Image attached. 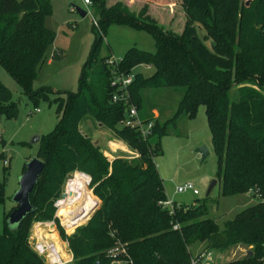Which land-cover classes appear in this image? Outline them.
Instances as JSON below:
<instances>
[{
	"label": "trees",
	"instance_id": "16d2710c",
	"mask_svg": "<svg viewBox=\"0 0 264 264\" xmlns=\"http://www.w3.org/2000/svg\"><path fill=\"white\" fill-rule=\"evenodd\" d=\"M148 1L181 6L187 15L183 31L164 29L146 15V9L137 12L122 0L113 4L109 0H92L101 34L95 31L79 91H59L51 100L57 105L60 118L56 128L39 141L36 156L45 167L31 193L37 210L15 229L8 224L15 207L5 211L0 264H46L30 242L31 227L35 221L55 220L61 235L67 237L55 218L54 203L73 171L91 177V186L101 200L91 219L67 237L73 264H109L107 251L118 243L126 245L134 264H190L189 245L197 241L207 242V249L246 244L252 247V255L229 264H262L264 0H249V4L248 0ZM192 11L198 13L195 24L190 23ZM53 13L51 0H0V65L35 102L50 100L53 93L50 87H34L56 40V32L46 25ZM113 23L146 29L155 37V52L132 47L118 62L124 73H131L142 64L155 69L149 76L135 72L127 89L140 117L155 120L148 139L135 129L119 126L127 106L123 101L115 102L113 96L126 90L112 84L110 56L99 58L106 29ZM199 25L205 29L204 39L198 34ZM206 40H211L210 46ZM167 89L180 90L182 94L174 115L163 121V110L148 101L147 95L150 90ZM174 91H169L170 97L176 94ZM202 105L218 160L222 194L253 192L262 198L226 221L223 228L214 218L207 217L208 198L187 207L174 203L173 212L162 204L168 196L155 161L162 153L161 137L175 128L181 117H195ZM154 110H158V116ZM15 113L11 91L0 80V114L11 118ZM87 120L113 129L115 136L137 151L139 157L110 161L82 132L81 125ZM25 169L26 164L23 172ZM7 179L5 170L0 180V203L5 202ZM35 216L38 219L32 223ZM175 225L179 228L175 229ZM63 255L68 257V253Z\"/></svg>",
	"mask_w": 264,
	"mask_h": 264
},
{
	"label": "rangeland",
	"instance_id": "374dc122",
	"mask_svg": "<svg viewBox=\"0 0 264 264\" xmlns=\"http://www.w3.org/2000/svg\"><path fill=\"white\" fill-rule=\"evenodd\" d=\"M51 1L54 13L47 18L46 25L56 32V40L50 47L47 62L39 72L34 84L36 89L42 86L52 88L53 93L50 95V100L33 101L0 65V80L10 89L12 102L16 103V113L13 117L9 118L6 114H0V180L3 179L5 170L8 177L5 202L0 203V234L5 231V211H10L16 207L13 197L19 189V180L24 166L38 153L39 142L32 143L33 139L37 135L45 136L51 133L59 122L60 115L57 111V105L51 100L58 96L59 91L75 93L79 91L80 77L93 48L95 31L101 34L99 27H95L94 18L98 20V15L94 5L89 7L90 11H88L81 0ZM109 1L110 4H113V1L121 0ZM122 1L129 2L130 5H128L137 12L146 9V15H149L154 21L160 22L159 24L166 30L181 32L184 29L187 15L179 5L169 6V4L164 5L148 0ZM246 3L249 4L250 1L248 0ZM76 6L84 8L88 14L83 17L77 10L73 11L72 7L75 8ZM197 15L196 11L191 12V24L196 23L194 19L198 17ZM197 29L199 36L204 39L206 32L203 26L199 25ZM205 43L210 46L211 40H206ZM132 47L155 52L156 41L153 33L146 29H136L113 23L106 29L99 58L110 56V59L120 60ZM48 60L52 61L48 62ZM154 71L153 67L149 68L146 64L139 65L134 69V72H141L144 76L152 75ZM150 91L151 93L147 95L148 101L157 104L158 109L163 110L161 120L165 121L172 117L177 110L182 92L171 89ZM169 91H174L176 94L170 97ZM153 113L155 116L159 115L158 110H154ZM81 130L91 137L93 143L110 161L119 157L126 159L139 157L137 151L131 149L127 143L115 136L113 129L101 125L100 122L87 120L81 125ZM121 145L125 148H122ZM202 146H207L210 151L205 160H202V153L198 151ZM161 148L162 153L155 158V161L163 179L168 199L187 207L208 198L209 213L207 217L214 218L220 228H223L226 221L235 218L243 209L262 200L261 197L254 196L253 192L235 195L222 194L221 182L217 177L218 160L212 147V135L205 106H200L193 118L181 117L177 126L171 127L169 132L161 137ZM215 180L217 183L208 196V190ZM188 182L193 183L195 188L199 190L198 195L192 191L181 193L177 191L179 186ZM91 190L98 202L96 208L98 209L101 200L95 194L92 186ZM61 213L65 214V220H67L68 214L66 212ZM92 215L83 225L91 219ZM36 219L38 218L35 216L32 223ZM54 229L56 232L51 233V235L48 233L49 229L46 228L43 238L48 241L56 240L58 248L63 249V254H70V258L74 261L67 237L75 232L63 227L67 236L65 237L61 235L59 227H54ZM30 236L32 237V235ZM189 251L194 257L204 251L212 252V262L217 264H225L252 255V247L246 244L207 249V242L201 241L189 245Z\"/></svg>",
	"mask_w": 264,
	"mask_h": 264
},
{
	"label": "built area",
	"instance_id": "2783aa9c",
	"mask_svg": "<svg viewBox=\"0 0 264 264\" xmlns=\"http://www.w3.org/2000/svg\"><path fill=\"white\" fill-rule=\"evenodd\" d=\"M83 4L89 10V7L93 6L92 0H81ZM72 10L75 11L76 8L72 7ZM88 13V12H87ZM95 26L99 27L98 21L94 18ZM119 60L111 58L110 63L112 64V84L119 89L126 90V93L118 94L115 93L113 96V100L115 102L123 101L127 106L125 116L123 120L119 123L120 127H129L138 131L144 139H148L154 131L155 120L145 121L140 117L139 109L137 105L131 102L130 97L128 95V86L132 84L135 78V72L124 73L118 67ZM148 67H151L148 65ZM39 111V109H36ZM88 176L87 187L91 190V177L80 171L71 172L66 179V182L63 186L62 192L60 196L56 199L54 205L56 207L55 218H57L64 228L67 230L76 231V229L82 226L95 211L87 214L85 216V221L83 223H76L79 219L84 217L85 209L77 207V205H68L71 199V193L74 191L75 187L81 186L78 183L79 175ZM81 179V178H80ZM82 181V179H81ZM178 192H188L192 191L195 195H198L200 192L195 188L193 183H185L177 188ZM92 192V190H91ZM175 202L171 200H166L162 202L163 206L171 212L175 209ZM75 206V207H74ZM180 206V205H178ZM73 208H76L75 210ZM62 210H66L68 212L67 220H65V214H60ZM88 217V218H86ZM54 227H57L56 221H37L33 225L32 237L30 238V242L33 244L34 250L44 258L47 264H73V259L70 258V254L68 257L63 255V249L58 248L57 242L48 241L46 238H43V234L46 228L49 229L48 233L56 232ZM175 229L179 228L178 225L174 226ZM65 229V230H66ZM52 235V234H51ZM62 248V247H61ZM65 254V253H64ZM56 255V257H54ZM73 255V254H72ZM107 256L110 258L109 264H134V261L129 255L128 249L125 244L118 243L115 246L111 247L107 251ZM213 255L212 252L204 251L197 256H192L190 258V264H217L212 262ZM261 263L264 264V256L260 259ZM223 264V263H221ZM229 264V262L225 263Z\"/></svg>",
	"mask_w": 264,
	"mask_h": 264
},
{
	"label": "water",
	"instance_id": "95a60500",
	"mask_svg": "<svg viewBox=\"0 0 264 264\" xmlns=\"http://www.w3.org/2000/svg\"><path fill=\"white\" fill-rule=\"evenodd\" d=\"M75 8L83 17H85L88 14L87 11L82 7L76 6ZM40 138L41 136L37 135L33 139L32 143L39 142ZM198 151L202 153V160H205L206 157L210 154V151L207 146L200 147ZM44 167H45V163L37 156L32 158L26 163V169L22 173L19 180V189L16 191L13 197V200L16 203V207L13 209L8 219V224L11 228L13 229L17 228L29 214L37 210V207L34 206L31 202V193L35 185L38 183L39 177ZM216 183H217L216 180L213 181L212 185L208 190L207 193L208 196L210 195ZM95 264H102V263L100 261H97Z\"/></svg>",
	"mask_w": 264,
	"mask_h": 264
},
{
	"label": "bare ground",
	"instance_id": "6f19581e",
	"mask_svg": "<svg viewBox=\"0 0 264 264\" xmlns=\"http://www.w3.org/2000/svg\"><path fill=\"white\" fill-rule=\"evenodd\" d=\"M121 147L125 148L122 145H121ZM79 177L82 179V181L80 178L78 180V182H79L78 184L81 186L74 188V191H72V193H71L70 202H68V205H77V207L85 209L84 217L79 219L76 222H79L80 220H84L85 216L87 214L90 215V213H92L94 211V209L98 207L97 200L95 199L91 190H89L87 187L88 176L80 174ZM73 209L75 210L76 208H73ZM61 212H66V210H62ZM61 212H60V214H62ZM66 213L68 214V212H66ZM86 218H88V217H86ZM54 257H56V255H54Z\"/></svg>",
	"mask_w": 264,
	"mask_h": 264
},
{
	"label": "crops",
	"instance_id": "0c3cea01",
	"mask_svg": "<svg viewBox=\"0 0 264 264\" xmlns=\"http://www.w3.org/2000/svg\"><path fill=\"white\" fill-rule=\"evenodd\" d=\"M128 4L130 5V3L128 2ZM52 60H48V62H51ZM149 68H151V67H149Z\"/></svg>",
	"mask_w": 264,
	"mask_h": 264
}]
</instances>
